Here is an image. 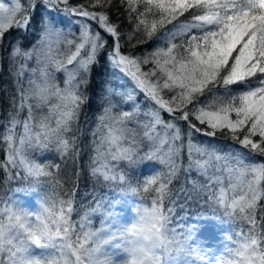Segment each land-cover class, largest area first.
I'll use <instances>...</instances> for the list:
<instances>
[{
  "label": "snow or ice",
  "instance_id": "snow-or-ice-1",
  "mask_svg": "<svg viewBox=\"0 0 264 264\" xmlns=\"http://www.w3.org/2000/svg\"><path fill=\"white\" fill-rule=\"evenodd\" d=\"M39 9L48 15H41L38 21L36 42L28 49L19 41L9 42L5 48V37L13 29L27 33ZM109 10L115 12L116 19ZM54 13L79 21L78 35L64 41L69 49L74 48L65 60L50 58L52 37L59 42L64 31L63 25L55 22ZM188 13V20L173 23ZM121 17L132 25L130 30H124ZM168 24L172 28L164 32L165 47L157 45L143 56L122 50L150 41L158 28ZM5 53L13 64L20 57L30 60L35 56L37 62L32 70L35 78H29V87L21 89L19 103L13 101L17 112L8 116L0 132V151L4 152L0 173L8 182L28 181L26 187L14 191L36 192L42 178L59 184L51 171L59 165L39 161L35 153L55 149L61 158H78L73 125L89 102L91 71L104 54L111 67L129 80L132 91L124 94L105 89L108 102L93 133L94 137L99 134L100 140L95 142L96 155L89 158V174L97 180L119 181L121 192L133 196L147 193L151 202L136 209L130 226L113 231L119 200L107 205L93 201V215L99 212L104 221L99 230L85 231L90 225L77 226L72 221L71 193L67 199L43 202L42 212L34 216L10 198L0 207V264H116L106 246L127 254L123 264H189V259L181 257L192 256L191 264H204V241L197 234L207 218L189 215L177 228L172 221L181 196L189 202L202 200L222 209L225 217L247 225V232H239L233 258L219 264H264V217H257L258 209L264 211L259 208L264 199V160H248L249 156L264 157V0L0 2V66ZM51 64L65 74L63 86L49 71ZM25 68L21 65L18 75ZM236 85L242 88L235 89ZM141 94L147 109L142 110L137 100ZM112 95L131 104V110L112 116L116 106ZM44 109L46 114L37 119L34 110ZM25 110L24 120L18 119L19 112ZM140 115L144 121L139 120ZM133 122L141 132L128 126ZM218 134L239 146L238 156L217 154L220 149L197 139L211 140ZM105 145L109 153L104 159L110 156L111 161H127L129 165L161 164L167 171L153 168L136 186L115 168L108 174L106 164L101 175L96 165ZM184 155L189 162L183 170L188 174L195 170L207 182L201 185L188 175L173 196L171 185L181 171ZM209 169L226 174L227 190L222 186L219 192L212 190L222 180L214 173L209 175ZM228 191L233 193L231 197Z\"/></svg>",
  "mask_w": 264,
  "mask_h": 264
},
{
  "label": "trees",
  "instance_id": "trees-1",
  "mask_svg": "<svg viewBox=\"0 0 264 264\" xmlns=\"http://www.w3.org/2000/svg\"><path fill=\"white\" fill-rule=\"evenodd\" d=\"M71 2L74 4H80L86 3V0H71ZM89 10L91 9L89 8ZM109 11H112V18L116 19L115 12L113 10ZM123 11L124 9H121V12ZM43 12V9H39L37 11L34 22L30 26L27 33L13 29V31L5 37V48L8 47L9 42L16 41H19L23 49L30 48L37 40L39 30L38 21L40 20L41 15H43ZM190 16L191 13H188L179 17L177 21H173V23L188 20ZM121 19L123 20V17H121ZM149 19H151V17H149ZM58 21L55 22L64 26L62 18H59ZM122 26L125 31L130 30L132 27V25L126 20H123ZM171 28L172 24H168L164 28H158L156 34L150 41L140 43L135 48L125 46L122 50L124 52H135L137 55L143 56L153 51L157 45L165 47L166 44L163 38L164 32ZM61 37H63V35H61ZM57 43L58 42L55 44V40H52L50 50H53ZM66 53L68 54L69 52ZM99 61V64L93 67L90 82L87 85V98L89 102L84 105L77 123L73 125V131L78 137L77 144L80 149L78 158H61L55 149L45 151L43 154H40L39 152L35 153L34 155L37 160L50 165H59V169H56L55 167L51 169L54 176L59 180V184L52 182L51 178H42V182L37 186V191L28 193V195H31L34 199L41 201L42 203L45 201L55 200L57 198L67 199L68 194L71 193L74 200V211L71 218L77 226L83 222L85 216L91 215L93 224H96L102 217L99 212L93 215L92 210L95 208L93 201H102L105 205H107L109 201L119 200L121 197L126 199L129 203H135V206L136 204L149 205L151 202V198L147 193H143L141 191L139 195L133 196L130 193L121 192L119 181L106 182L103 179L97 180L96 177L90 176L89 174V158L96 155L94 152L95 142L100 140V135L97 134L94 137L93 133L97 130L98 116H100L102 108L108 102L105 98V89H114L115 92L124 94L132 91L129 80L123 77V74L119 72V70H114L111 67L106 55L101 54ZM21 65H26V68L21 75H18ZM36 67L37 62L35 56H33L30 60H24L23 57L17 58L16 63L13 64L9 62L7 54H4L2 66H0V132L4 131V126L8 123V116L17 112V108L13 106V101L15 100L17 104L19 103V94L21 89H27L29 87L28 80L29 78H35L32 76V70ZM64 78L65 74L63 72H59L56 81L60 84V86H63ZM234 87L235 89L242 88L241 85H236ZM220 91L222 92V90ZM110 98L116 105L112 110V116L118 115L121 111L131 110L132 105L122 103L120 96L112 95ZM137 100L139 101L140 106H142V110L148 108V104L144 102V96L142 94L137 97ZM34 111L36 112L37 119H39L42 113L46 114L47 109ZM25 116L26 110L21 111L19 112L18 119L24 120ZM139 120L144 121L145 117L140 115ZM128 126L136 129L137 133L142 131L137 128L135 122L130 123ZM76 129H78V131H76ZM19 131L20 129L17 128V132ZM67 135L71 136L72 133H68ZM137 139H139V135H137ZM197 139L210 144L213 148L220 149V152L217 154L234 153L237 156L239 155V146L226 135L218 134L211 140L202 136H198ZM108 153L109 148L105 145L103 151L100 153V163L96 165L100 169L101 175L105 172V167L103 165L106 164L108 165V174H112V169L115 168L117 174H126L129 180L133 183V186H136L137 181L142 180L144 176L151 172L153 168L160 169L165 172L167 171L161 164L142 163L139 165H129L127 161H111L110 156L108 159H104ZM140 155H143V151H141ZM3 158L4 152L0 151V159ZM248 160L262 161L264 160V157L249 156ZM188 162L189 157L184 155L181 171L178 173L177 178L171 185L173 189V196L175 195L176 190L184 186L186 176L188 175H190L193 180L199 181L201 185L207 182V178L205 176H198L195 170H193L190 174L183 170V167L187 166ZM213 173L215 176L221 178L222 184L219 186L213 185L212 190L219 192L221 186L227 190L228 179L226 174L224 172H217L214 169H209V175H212ZM27 185L28 181L21 179H14L11 182H8L4 178V174L0 173V201L4 202L3 204H0V207H3L9 202V199L12 198V195L15 192L14 190L17 187H26ZM191 186V183H189L188 187ZM261 187H264V181L261 182ZM232 195L233 193L228 191V196L231 197ZM142 197L144 199H142ZM259 208L264 209V199L259 201ZM198 213L216 216L220 220L226 222L229 227H233L237 232H240L241 229L245 232L248 230L247 225L242 222L225 217L222 209L217 210L215 206H209L202 200H193L189 202L185 200L183 196L180 197L176 205L175 216L172 223L174 224L178 221L182 222L185 217ZM257 217H264V211H260L258 209Z\"/></svg>",
  "mask_w": 264,
  "mask_h": 264
},
{
  "label": "rangeland",
  "instance_id": "rangeland-1",
  "mask_svg": "<svg viewBox=\"0 0 264 264\" xmlns=\"http://www.w3.org/2000/svg\"><path fill=\"white\" fill-rule=\"evenodd\" d=\"M0 2L10 3L11 0H0ZM44 16H47L48 13L43 12ZM55 16V21L57 22L59 18H62L64 24V31L60 36V40L53 50H50V58L53 60H65L67 55L70 54V51H74L73 49H69L67 44L64 42L66 39H75V36L78 35V23L79 21L75 20L72 17L65 18L63 14H53ZM59 22V21H58ZM52 40H55V44L57 42V37L53 36ZM66 52H69L68 54ZM67 54V55H66ZM68 67H72V65H67ZM49 71L54 75L55 79L59 75V72L56 71L55 64H51L49 67ZM13 200H18L20 207H22L25 211L31 213L33 216L42 212V202L34 199L31 195L16 192L12 195ZM146 205H138L135 203H129L124 198H119V204L117 205L115 211L116 222L112 227L114 231L117 227H125L130 226L131 223L136 218V209L138 207H142ZM202 214V213H198ZM197 215V214H195ZM205 219L202 221V227L198 232V239L204 241L203 248L206 250L204 254V264H219L220 260H229L232 259V250L236 245V241L239 239V232H237L233 227H229L228 224L216 216L202 214ZM91 217V215H88ZM104 218L101 217L100 220L96 224H93L92 219L89 221L83 220L82 223L90 225V228H86L85 231L88 230H99ZM184 221V220H183ZM182 221V222H183ZM180 221L174 223L177 228L181 226ZM191 223V221H189ZM105 251L113 256L116 264H123V261L127 259V254L121 249L116 250L111 246H106ZM189 259V264H191V260L195 259V256L191 258L181 257V260ZM199 264V261L197 262Z\"/></svg>",
  "mask_w": 264,
  "mask_h": 264
}]
</instances>
